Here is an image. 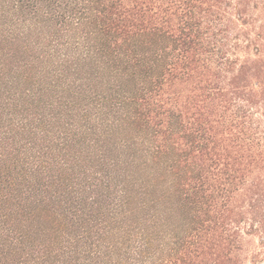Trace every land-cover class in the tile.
Segmentation results:
<instances>
[{
	"label": "trees",
	"instance_id": "1",
	"mask_svg": "<svg viewBox=\"0 0 264 264\" xmlns=\"http://www.w3.org/2000/svg\"><path fill=\"white\" fill-rule=\"evenodd\" d=\"M0 264H264V0H0Z\"/></svg>",
	"mask_w": 264,
	"mask_h": 264
}]
</instances>
